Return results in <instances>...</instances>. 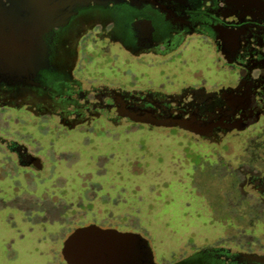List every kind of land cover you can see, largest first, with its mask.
I'll return each instance as SVG.
<instances>
[{
  "label": "rangeland",
  "instance_id": "374dc122",
  "mask_svg": "<svg viewBox=\"0 0 264 264\" xmlns=\"http://www.w3.org/2000/svg\"><path fill=\"white\" fill-rule=\"evenodd\" d=\"M77 53L74 72L88 83L170 89L227 78L201 37L161 59L134 57L88 34ZM0 136L41 162L38 171L19 167L0 144V264H67L64 239L90 223L139 232L158 264L216 243L264 246L262 205L238 198L232 183V171L252 163L244 149L264 156V120L214 146L177 128L104 120L67 128L48 115L1 107Z\"/></svg>",
  "mask_w": 264,
  "mask_h": 264
},
{
  "label": "flooded vegetation",
  "instance_id": "af4514ba",
  "mask_svg": "<svg viewBox=\"0 0 264 264\" xmlns=\"http://www.w3.org/2000/svg\"><path fill=\"white\" fill-rule=\"evenodd\" d=\"M88 34L119 44L134 57L161 59L176 53L186 40L201 37L210 43L227 78L214 86L199 80L170 89L88 83L74 72L79 41ZM46 44L43 65L35 74L9 75L0 68V108H26L36 116L58 119L67 128L96 120L113 126L177 128L214 146L264 120V0L89 4L55 27ZM0 144L16 156L17 166L41 169L23 143L0 136ZM243 155L252 163L232 171L237 197L264 209V164L257 162L264 156L256 149H244ZM173 264H264V246L216 243Z\"/></svg>",
  "mask_w": 264,
  "mask_h": 264
},
{
  "label": "water",
  "instance_id": "95a60500",
  "mask_svg": "<svg viewBox=\"0 0 264 264\" xmlns=\"http://www.w3.org/2000/svg\"><path fill=\"white\" fill-rule=\"evenodd\" d=\"M117 1L0 0V68L9 75L35 74L55 27L65 25L79 7ZM33 159L41 166L39 157ZM61 253L67 264H157L149 241L139 232L95 223L76 227L64 239Z\"/></svg>",
  "mask_w": 264,
  "mask_h": 264
}]
</instances>
